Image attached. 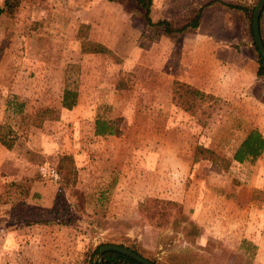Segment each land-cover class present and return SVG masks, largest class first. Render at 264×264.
<instances>
[{
    "label": "rangeland",
    "instance_id": "obj_1",
    "mask_svg": "<svg viewBox=\"0 0 264 264\" xmlns=\"http://www.w3.org/2000/svg\"><path fill=\"white\" fill-rule=\"evenodd\" d=\"M191 1L187 8L153 0L152 18L181 25L210 0ZM222 1L255 10L260 0ZM144 14L134 0H24L15 16L0 15V125H16L8 105L15 96L33 111L59 107L65 89L78 92L77 105L59 120L32 128L11 150L0 143V264H86L87 250L108 242L160 264H172L174 255L264 264V153L220 173L208 160L193 161L197 145L232 158L251 128L264 131V79L248 93L231 83L228 95L214 94L216 107L198 115L172 101L191 51L228 60L232 49L247 72L257 70L249 16L216 2L197 29L145 47ZM83 41L112 53L84 52ZM97 117L120 119L121 134L95 135ZM43 167L60 179L44 177ZM24 178L28 197L10 185ZM50 217L59 220L50 224ZM59 237L71 242L68 258L54 249Z\"/></svg>",
    "mask_w": 264,
    "mask_h": 264
},
{
    "label": "trees",
    "instance_id": "obj_2",
    "mask_svg": "<svg viewBox=\"0 0 264 264\" xmlns=\"http://www.w3.org/2000/svg\"><path fill=\"white\" fill-rule=\"evenodd\" d=\"M24 0H4L2 6H0V15L9 14L10 16H15L19 11ZM115 1V0H111ZM136 4L141 7L144 11V18L147 21V31L143 36L142 46L148 47L151 43L156 41L162 35H179L181 33L187 32L189 30L197 29L202 21L204 10L206 7L216 3L221 2L226 5L228 9L243 11L249 16L251 21V32L253 34V14L254 9H250L247 6H243L234 2H227L222 0H210L206 3H202L200 7H197L193 10V13L190 17L181 25L175 26L172 21L168 19H159L154 20L152 18V7L153 0H134ZM185 2L186 7L190 8L193 6V1L191 0H175L176 3ZM200 3V2H199ZM264 10L260 19L261 33L264 40ZM254 40V37H253ZM258 52V69H257V78L264 79V57L260 54L259 49L257 48L256 42L254 40ZM82 50L84 52H96L102 54L112 53L111 49L106 45L99 42H82ZM221 99L214 95L213 93L206 92L200 88L184 82L182 80H174L173 90H172V101L179 108L183 109L191 115H198L201 112L206 111L205 106L207 107H216L218 102ZM78 103V92L73 89H65L63 92L61 105L59 107L53 106H42L34 109L33 111H27V103L25 101H20L18 97H13L8 102L9 108L13 109L17 115L16 125H12L9 122L0 125V143L5 146L7 149L11 150L15 147L18 139L29 134L32 128H40L47 121L59 120L62 115L63 109H72ZM120 119L115 121H109L102 117H97L95 121V135L97 136H106V135H120L121 129L119 127ZM264 153V136L261 131L253 127L245 135L244 139L241 141L239 146L234 151L232 158L226 157L217 153L214 149L209 148L204 145H197L193 154V161L197 163L201 160H208L212 163V167L216 172H227L233 162L244 163L247 161H255ZM70 174H74L70 172ZM11 186L15 185L20 188L17 195H23L28 197L31 192L30 184L28 179L24 178L22 181H14L10 183ZM7 193L2 194L6 199L4 202L10 199ZM156 202L174 207L178 205L176 201L169 199H157ZM54 219V220H53ZM54 217H50V224L56 222ZM48 221V220H47ZM157 227L163 226L161 223L156 225ZM106 245H113L112 243H100L95 248H89L85 254V263L86 264H142L139 261L133 259L132 257L116 251L108 250L105 251L102 256H100V251L102 247ZM124 246V245H121ZM125 247V246H124ZM139 254L138 250L132 247H127ZM142 255V254H141ZM191 258V259H190ZM154 263L160 264L156 260H152ZM172 264H211L209 257H205L202 261H195V258L190 257L189 259L183 256L174 255L171 258Z\"/></svg>",
    "mask_w": 264,
    "mask_h": 264
},
{
    "label": "crops",
    "instance_id": "obj_3",
    "mask_svg": "<svg viewBox=\"0 0 264 264\" xmlns=\"http://www.w3.org/2000/svg\"><path fill=\"white\" fill-rule=\"evenodd\" d=\"M230 52L232 58L228 60L222 56H217V53H207V55H204L205 53H201V56L199 53L191 51L192 54L189 56L188 53L184 54L182 57V65L185 69L181 72V75H179V79L190 83L201 90L211 92L219 96H226L230 93L228 86H230L231 83L236 86H240V84L246 85L247 87L245 88V91L248 93L252 85H254V83L258 80L257 70L254 67L251 72H247L246 67H244V64L246 63L244 56L240 55L238 51H233L232 49ZM225 61L228 62L226 66L220 65L222 63L225 64ZM260 131L264 136V131ZM25 174L30 177L34 176L30 173ZM42 184L44 183L36 181L33 186L34 190L40 192L41 194L43 193L42 190H44V186ZM65 229L66 227H61V231L64 232ZM58 230L59 229L55 232ZM69 241L70 240L66 238L65 242H67V244L64 245L63 242L60 243V237L55 240L54 249L58 246L61 247L59 250H61V253L65 254L66 258H68V254L66 252L69 249V243H71Z\"/></svg>",
    "mask_w": 264,
    "mask_h": 264
},
{
    "label": "water",
    "instance_id": "obj_4",
    "mask_svg": "<svg viewBox=\"0 0 264 264\" xmlns=\"http://www.w3.org/2000/svg\"><path fill=\"white\" fill-rule=\"evenodd\" d=\"M263 10H264V0H260L259 3L256 5L254 14H253V36H254V40L256 42V45H257V48L259 49L260 54L264 57V40L262 37L261 27H260V19H261ZM108 250H116V251L122 252L132 257L133 259L139 261L142 264H157V263H154L152 260L146 258L145 256L127 247L117 245V244L106 245L102 247L100 251V256H102V254Z\"/></svg>",
    "mask_w": 264,
    "mask_h": 264
},
{
    "label": "built area",
    "instance_id": "obj_5",
    "mask_svg": "<svg viewBox=\"0 0 264 264\" xmlns=\"http://www.w3.org/2000/svg\"><path fill=\"white\" fill-rule=\"evenodd\" d=\"M41 173H42V175H43L44 177H49V178H51V179L54 180V181H58V180L60 179V175H59L58 172H57L56 170H54V169H49V170H47V169H45V168L43 167Z\"/></svg>",
    "mask_w": 264,
    "mask_h": 264
}]
</instances>
